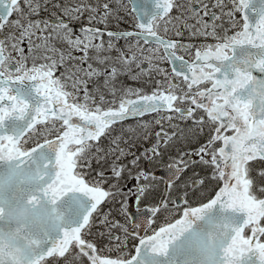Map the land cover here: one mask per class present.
Returning <instances> with one entry per match:
<instances>
[{
  "label": "snow or ice",
  "instance_id": "obj_1",
  "mask_svg": "<svg viewBox=\"0 0 264 264\" xmlns=\"http://www.w3.org/2000/svg\"><path fill=\"white\" fill-rule=\"evenodd\" d=\"M0 264H264V0H0Z\"/></svg>",
  "mask_w": 264,
  "mask_h": 264
},
{
  "label": "rangeland",
  "instance_id": "obj_2",
  "mask_svg": "<svg viewBox=\"0 0 264 264\" xmlns=\"http://www.w3.org/2000/svg\"><path fill=\"white\" fill-rule=\"evenodd\" d=\"M205 19H207V17H205ZM111 26L113 28L116 27V25H111ZM124 27H129V24H127V23L122 24L121 29L124 28ZM117 43H124V40L123 41L122 40H119V41H117ZM129 82L131 83V81H129Z\"/></svg>",
  "mask_w": 264,
  "mask_h": 264
},
{
  "label": "flooded vegetation",
  "instance_id": "obj_3",
  "mask_svg": "<svg viewBox=\"0 0 264 264\" xmlns=\"http://www.w3.org/2000/svg\"><path fill=\"white\" fill-rule=\"evenodd\" d=\"M125 28H127V27H124V28H122L121 30H123V29H125ZM122 41H123V39H121ZM131 122V121H130ZM140 145L138 144L137 145V147H139ZM159 168H157L156 170H158ZM132 209H134L135 210V204H134V202H133V204H132ZM117 218L119 219L120 217L119 216H117Z\"/></svg>",
  "mask_w": 264,
  "mask_h": 264
},
{
  "label": "water",
  "instance_id": "obj_4",
  "mask_svg": "<svg viewBox=\"0 0 264 264\" xmlns=\"http://www.w3.org/2000/svg\"><path fill=\"white\" fill-rule=\"evenodd\" d=\"M159 173H161V174H162V172H159Z\"/></svg>",
  "mask_w": 264,
  "mask_h": 264
}]
</instances>
